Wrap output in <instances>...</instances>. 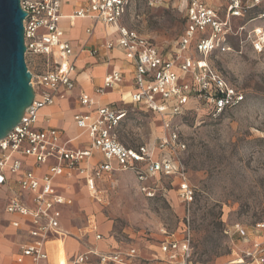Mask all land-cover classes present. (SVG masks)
Listing matches in <instances>:
<instances>
[{"label": "built area", "instance_id": "built-area-1", "mask_svg": "<svg viewBox=\"0 0 264 264\" xmlns=\"http://www.w3.org/2000/svg\"><path fill=\"white\" fill-rule=\"evenodd\" d=\"M19 2L27 14L23 20L25 55L44 62V67L38 74L29 71L33 101L20 122L0 139V209L14 217L9 223L23 237L15 262L51 264L48 243L70 236L61 222L64 210L74 202L63 191L60 179L82 180L89 195L100 201L97 184L105 175L110 177L115 168L136 170L143 165L139 179L180 172L179 157L186 144L180 139L176 121L191 111V103L206 107L210 116L218 117L238 106L243 95L229 86L204 57L181 56L193 41L203 56L222 46V23L216 12L201 0H189L184 33L174 54H164L150 40L123 24L130 0H75L69 15L64 14L65 0ZM234 5L235 9L238 4ZM64 19L71 28L77 20H89L91 25L85 30L89 36L97 24L101 25L105 42L88 52L99 63L110 64L113 51L123 54L132 81L126 103L154 114L161 122L154 149L158 152L156 156L145 145L129 148L120 143L117 128L126 111L115 103H101L84 92L76 97L81 111L73 116L76 127L87 137L84 148H73L71 140L64 139L62 130L38 124L39 111L65 100L76 85L78 53L62 26ZM109 27L116 30L113 40L106 39ZM124 71L112 69L101 85L95 87V93L104 96L115 90L124 80ZM180 176L179 195L189 205L193 191L183 173ZM263 228L260 224L256 226L257 231ZM87 229L82 238L92 234L95 241L104 240L94 220L88 219ZM235 231L243 234L242 228ZM252 248L255 252L263 250L257 242H252ZM92 260L96 264H205L194 260L188 228L181 238L166 235L154 250L143 252L125 244L105 249L91 245L65 264H91Z\"/></svg>", "mask_w": 264, "mask_h": 264}, {"label": "rangeland", "instance_id": "rangeland-1", "mask_svg": "<svg viewBox=\"0 0 264 264\" xmlns=\"http://www.w3.org/2000/svg\"><path fill=\"white\" fill-rule=\"evenodd\" d=\"M74 1L65 0V12H70ZM201 1L216 12L222 23V46L203 56L193 41L181 56L204 57L229 86L243 95V101L218 117L210 116L206 107L191 103V111L176 121L180 139L186 144L179 157L180 172L193 191L191 203L187 205L179 195L180 172L139 179L143 165L136 170L115 168L110 177L105 175L97 184L100 201L88 194L82 180L60 179L63 191L74 200L62 217V228L70 235L65 239L67 256L91 245L105 249L125 244L147 252L156 249L166 235L181 238L188 228L195 261L264 264V228L256 229L259 224L264 226V0ZM130 2L123 24L164 54H174L184 33L189 0ZM235 3L238 6L234 9ZM85 24L78 21L77 27L82 29ZM95 33H100L99 27ZM25 62L33 74L43 70L44 62L39 59L25 55ZM82 62L83 58H79L77 65ZM105 71L94 67L93 84ZM77 92L78 89L72 93ZM116 97L110 93L103 99ZM64 104L54 107L61 113L53 121L61 126L66 139L80 132L72 123L76 105L71 103L64 109ZM121 108L126 117L117 128L118 141L129 148L145 145L154 150L162 129L158 117L130 104ZM83 140L87 138L82 134L79 141ZM154 154L158 152L154 150ZM5 217L0 209V256L2 264H15L12 259L19 235ZM88 219L95 221L103 241H95L92 234L82 238L88 230ZM236 228H242L243 234ZM252 242L260 243L262 252H255ZM91 264L96 263L92 260Z\"/></svg>", "mask_w": 264, "mask_h": 264}, {"label": "crops", "instance_id": "crops-1", "mask_svg": "<svg viewBox=\"0 0 264 264\" xmlns=\"http://www.w3.org/2000/svg\"><path fill=\"white\" fill-rule=\"evenodd\" d=\"M65 7H64V14L65 15H69L70 12H65ZM64 20L66 22H64V23L62 22V26L66 29V31L68 33V38L71 40V42H72V44L74 46V49L78 53V56L76 57V60H75V65L77 67V74L75 75V82H76L75 84L76 85H75V89H74V90L78 89V92L77 93H74V94L71 93V95L69 97H67L65 100H59V101H57L54 106L42 108L39 111V120L42 121V124H39L38 123L41 127L51 126V127H56L58 129L61 127V126H56L55 123H54V121H53V119H55L56 117H58V115L61 113V111L58 108H55L54 109V107L57 106L58 103L64 102L65 103L64 104V109L66 107H68L71 103H74L76 105V108L77 109L74 112V114L72 115V123H73V126L75 128H77L76 125H75V123H74L73 116L77 112L81 111V110H78V106L76 104V97L79 94V92H84V93L88 94L89 96H91L93 99H95L97 101H100L101 103H105V104L115 103L117 107L121 108V105L127 104L126 103L127 94L130 91H132V81H130L131 75L127 71L128 70V65L124 61V57H123V54L121 52H118V51L111 52L110 53L111 61H110V64H108V65L99 63L98 60H97V57L90 56L89 53H88L90 50H92L94 48H100L104 44V42H105V35L103 33V29H102L101 25L97 24L95 26V29L93 31V34L91 36H89L85 32L86 28H88L91 25V22L89 20H86V19H84V20H77L75 22L73 28L69 27L68 21L66 19H64ZM78 21H85L86 22L85 26L82 29H79L77 27ZM97 27L100 28V33L99 34H96L95 33ZM73 30H78V31H77V33L73 34L72 33ZM106 31H107V38L106 39L113 40V39L116 38V30L114 28H112V27L106 28ZM99 53L102 54L103 51L100 50ZM79 58H83V62L80 65H77V62H78ZM94 67H101V68H104L106 70L99 77V82H97L95 84H93V82H92V80L94 79L93 77L95 76V74L92 73ZM118 68H123L125 70L124 71L125 74H124V80H123V82L118 87H116V88H120V86H122L121 87V90L120 91H116V90L108 91L105 94V95H108L110 93H113L114 95H117V97L115 99H111V100L103 99V96H99V95H97L95 93V87L101 85L102 80H103L104 76L107 73H109L112 69H118ZM43 109H47L48 112L43 113L42 112ZM50 109L55 110V112L54 111L53 112H49ZM121 109H123V108H121ZM47 118H49V122L48 123L45 122V119H47ZM39 120H38V122H39ZM63 128H65V127H63ZM78 130H79L80 134H78V135H76L74 137H67L66 136V139L71 140V146L73 148H84V146L86 145L87 141H84V140L83 141H79V137L82 134L85 136V139L87 137H86V135L80 129H78ZM63 134L65 136V133L64 132H63ZM77 142H79V143H77ZM96 158H99V157L97 156ZM4 215L6 216L5 217V219H6L5 221L11 227L9 221L10 220H13L14 217L9 216V215H6V214H4ZM61 225H62V222H61ZM14 231H15V235L16 234L19 235L18 236L19 238L17 240V242H18L17 247L18 248H17V252L15 254V259H16V256L19 253V246H20V244L23 241V237L15 229H14ZM62 239H63V241H62V249H63L64 257H65L66 260H68L69 258H71L73 255H76V254L71 253L69 256L66 255V248H65V239L66 238L65 239L64 238H61V239H56V240H62ZM53 241H55V240H53ZM68 243H70V242H68ZM48 250H49V254H50V248L49 247H48ZM77 254H79V253H77ZM11 259H12V256H11ZM15 259L14 260L12 259V261L15 262ZM4 263L9 264L7 261L4 262ZM1 264H2V259H1ZM15 264H17V263L15 262Z\"/></svg>", "mask_w": 264, "mask_h": 264}, {"label": "water", "instance_id": "water-1", "mask_svg": "<svg viewBox=\"0 0 264 264\" xmlns=\"http://www.w3.org/2000/svg\"><path fill=\"white\" fill-rule=\"evenodd\" d=\"M26 15L19 0H0V139L20 122L34 98L25 62Z\"/></svg>", "mask_w": 264, "mask_h": 264}, {"label": "bare ground", "instance_id": "bare-ground-1", "mask_svg": "<svg viewBox=\"0 0 264 264\" xmlns=\"http://www.w3.org/2000/svg\"><path fill=\"white\" fill-rule=\"evenodd\" d=\"M233 15L237 16L239 13H234ZM257 34H261V31H258ZM61 239V238H57ZM62 240H55L48 243V247L50 248V262L51 264H65L66 259L64 257L63 249H62Z\"/></svg>", "mask_w": 264, "mask_h": 264}]
</instances>
